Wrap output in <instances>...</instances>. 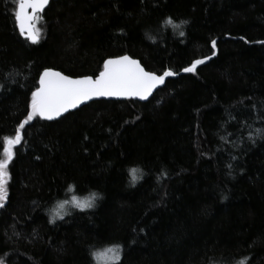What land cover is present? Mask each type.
Instances as JSON below:
<instances>
[{
  "label": "trees",
  "instance_id": "16d2710c",
  "mask_svg": "<svg viewBox=\"0 0 264 264\" xmlns=\"http://www.w3.org/2000/svg\"><path fill=\"white\" fill-rule=\"evenodd\" d=\"M17 5L0 0V159L45 69L95 78L128 55L175 75L145 103L94 101L21 129L0 264H264V0H53L36 43ZM91 190L96 207L49 223L54 201Z\"/></svg>",
  "mask_w": 264,
  "mask_h": 264
},
{
  "label": "snow or ice",
  "instance_id": "6c2138e0",
  "mask_svg": "<svg viewBox=\"0 0 264 264\" xmlns=\"http://www.w3.org/2000/svg\"><path fill=\"white\" fill-rule=\"evenodd\" d=\"M50 0H18L17 9L14 13L21 35L27 32V39L32 43L37 42V30L34 23L40 20V13L49 5ZM31 10V11H29ZM173 23L171 18L166 19L165 24L171 26L174 30L181 29L183 25ZM184 35L183 31L179 32ZM151 39V37H149ZM243 39V37H241ZM215 48V41L212 42ZM215 55V52H213ZM205 60L198 59L189 67H184V73H192L197 65L203 64ZM175 75L172 71H165L163 75L157 76L151 72L145 71L135 59L128 55L109 58L104 60L103 68L93 79L92 77L70 78L61 74L59 71L45 69L39 77V87L31 93V101L27 110V117L16 129L15 139L5 138L4 158L0 159V207H3V201L6 199V182L9 178V164L13 159L12 148L19 144L22 139L21 129L24 128L34 117L52 120L62 113L75 109L79 105L91 100L94 97H139L146 99L156 88L158 84L164 82L166 77ZM258 132L264 130H257ZM129 175L132 177L130 183L135 184L143 173L138 168L129 169ZM68 191H72L69 186ZM95 194L80 200L76 196L72 197V205L79 207L81 211L94 207ZM64 203H68L65 201ZM60 208H63L61 204ZM59 216V213H58ZM49 223H52L49 220ZM120 246L115 245L107 250L111 253V259L120 260ZM107 253L100 254L107 256ZM94 255H96L94 253Z\"/></svg>",
  "mask_w": 264,
  "mask_h": 264
},
{
  "label": "clouds",
  "instance_id": "9594fccd",
  "mask_svg": "<svg viewBox=\"0 0 264 264\" xmlns=\"http://www.w3.org/2000/svg\"><path fill=\"white\" fill-rule=\"evenodd\" d=\"M182 21L184 22L183 23L184 26H186L190 22L188 20H182ZM182 21L174 22V23L179 25V24H181ZM132 168H138L140 170V172H142V168L140 166H138V165L137 166H133ZM131 180H132V177L130 176V181ZM135 184H132V183L129 182V186L130 187H135ZM93 193L95 194L93 203H94V207H96L97 206V202L104 199V194L103 193H101V192H99L97 190H91L90 193H87L84 196H80V197L76 196V197L78 199H80V200H84V199L90 197ZM65 201H67V200L58 199V200L54 201L48 207V209H46V213L48 214L49 220H51L52 223H55L56 220L64 219L65 216L71 215L72 214V210H81L79 207H75L72 204H69V202L68 203H64ZM61 204H63V208L62 209L60 208ZM94 207H91V208H88V209H93ZM58 213H59V216H58Z\"/></svg>",
  "mask_w": 264,
  "mask_h": 264
},
{
  "label": "water",
  "instance_id": "95a60500",
  "mask_svg": "<svg viewBox=\"0 0 264 264\" xmlns=\"http://www.w3.org/2000/svg\"><path fill=\"white\" fill-rule=\"evenodd\" d=\"M51 1H53V0H50V2ZM48 7V6H47ZM46 7V8H47ZM45 8V9H46ZM29 11H31V10H29ZM42 13V12H41ZM40 13V14H41ZM39 14V15H40ZM18 29H19V27H18ZM20 31V30H19ZM26 38H27V32L25 33V35H24ZM29 40V39H28ZM30 41V40H29ZM131 58V57H130ZM132 59V58H131ZM138 63H139V61L138 60H136ZM141 65V64H140ZM142 67V66H141ZM51 70H53V69H51ZM44 71V70H43ZM42 71V72H43ZM53 71H56V70H53ZM146 71V70H145ZM41 72V73H42ZM182 73H184V72H182ZM62 74V73H61ZM154 74V73H153ZM155 75H157V74H155ZM163 75V74H162ZM157 76H160V75H157ZM39 77H40V75H39ZM71 78V77H70ZM80 78H83V77H80ZM73 79H75V78H73ZM93 79H95V78H93ZM38 81H39V78H38ZM165 82H166V78H165V80H164V82L163 83H161V84H158L157 86H156V88H154L153 89V92L146 98V99H140L139 97H94V98H92L91 100H89V101H86L85 103H83V104H81V105H79L77 108H75V109H70L68 112H65V113H62L60 116H58V117H55V118H53L52 120H47V119H43V118H41V117H39L40 119H42V120H44V121H47V122H54V121H57V120H59V119H61L62 117H64V116H66L67 114H69V113H72V112H74V111H76V110H78V109H80L81 107H83V106H86L87 104H89V103H91V102H94V101H100V100H102V101H119V100H124V99H132V100H134V101H137V102H140V103H145V102H147L150 98H151V96L155 93V92H157L159 89H161L164 85H165ZM38 87H39V84H38ZM37 87V88H38Z\"/></svg>",
  "mask_w": 264,
  "mask_h": 264
}]
</instances>
